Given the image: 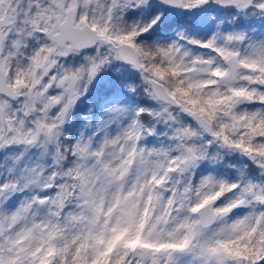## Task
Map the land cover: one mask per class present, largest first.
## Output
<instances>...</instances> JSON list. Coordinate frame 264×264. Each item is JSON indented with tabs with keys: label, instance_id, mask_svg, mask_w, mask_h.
I'll list each match as a JSON object with an SVG mask.
<instances>
[{
	"label": "snow or ice",
	"instance_id": "obj_1",
	"mask_svg": "<svg viewBox=\"0 0 264 264\" xmlns=\"http://www.w3.org/2000/svg\"><path fill=\"white\" fill-rule=\"evenodd\" d=\"M0 264H264V0H0Z\"/></svg>",
	"mask_w": 264,
	"mask_h": 264
}]
</instances>
